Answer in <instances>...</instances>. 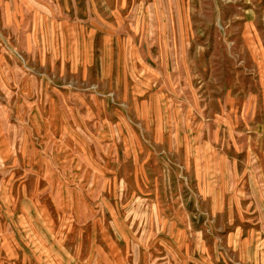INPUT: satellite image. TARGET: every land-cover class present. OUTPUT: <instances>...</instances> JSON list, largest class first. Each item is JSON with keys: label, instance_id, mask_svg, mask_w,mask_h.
<instances>
[{"label": "rangeland", "instance_id": "rangeland-1", "mask_svg": "<svg viewBox=\"0 0 264 264\" xmlns=\"http://www.w3.org/2000/svg\"><path fill=\"white\" fill-rule=\"evenodd\" d=\"M0 264H264V0H0Z\"/></svg>", "mask_w": 264, "mask_h": 264}]
</instances>
